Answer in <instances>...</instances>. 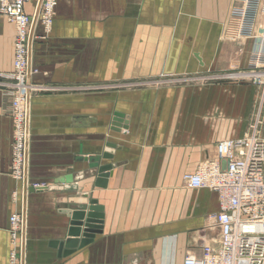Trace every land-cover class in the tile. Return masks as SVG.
I'll return each mask as SVG.
<instances>
[{
	"label": "crops",
	"instance_id": "crops-1",
	"mask_svg": "<svg viewBox=\"0 0 264 264\" xmlns=\"http://www.w3.org/2000/svg\"><path fill=\"white\" fill-rule=\"evenodd\" d=\"M37 4L30 0L27 13ZM242 5L58 0L51 31L39 20L35 29L23 180L11 167L16 28L0 16V264H10L15 247L14 213L25 215V264H183L219 239L208 221L220 209L217 193L187 187L184 176L215 158L220 141L254 125L264 135L262 85L203 79L248 70L264 51V13L242 34ZM53 85L98 88L43 89ZM105 165L107 183L98 186ZM93 199L103 208L102 232L60 255L52 242L68 238L65 210L87 209Z\"/></svg>",
	"mask_w": 264,
	"mask_h": 264
},
{
	"label": "built area",
	"instance_id": "built-area-1",
	"mask_svg": "<svg viewBox=\"0 0 264 264\" xmlns=\"http://www.w3.org/2000/svg\"><path fill=\"white\" fill-rule=\"evenodd\" d=\"M29 1L0 0V15L8 17L16 28L14 67L10 73L13 80L10 86L13 96L10 111L14 124L11 167L13 175L19 180L24 178L27 159L28 97L35 88L28 83L29 40L33 21V16L26 11ZM237 1L243 4L242 34L249 35L257 14L264 13V0ZM57 4L58 0H43L39 22L46 33L52 29ZM225 78L248 79L253 84L264 86V51L253 58L248 70L203 77L204 81ZM159 81V78L131 81L116 87H138ZM85 88L98 87H43L45 90L66 91ZM256 131L255 127L251 136L220 141L215 158L203 160L195 172L184 176L187 187L217 193L220 209L210 214L208 221L211 227L219 229L220 237L214 244H205L201 256L187 254L183 264H264V137H258ZM22 224L21 214L11 215L10 231L15 247L11 252L10 264H20L21 261L19 239Z\"/></svg>",
	"mask_w": 264,
	"mask_h": 264
},
{
	"label": "water",
	"instance_id": "water-1",
	"mask_svg": "<svg viewBox=\"0 0 264 264\" xmlns=\"http://www.w3.org/2000/svg\"><path fill=\"white\" fill-rule=\"evenodd\" d=\"M43 0H38L37 8L33 16V21L30 30L29 40V68H28V83L30 82V76L32 73V47L35 35V29L38 24L39 15L41 11ZM30 96V93H29ZM29 104V97H28ZM98 157L91 158L92 166L98 165ZM111 166L105 165L98 168L97 185L105 186L107 183V177L109 176V169ZM33 188L27 186V191H31ZM65 212L71 217V224L68 230V238L65 241H54L52 245L59 248V254L67 255L74 251L77 247H83L90 243L97 233H101L103 229V208L97 202V200H91L87 209H66ZM22 255L21 264H25V241H26V221L23 214L22 224Z\"/></svg>",
	"mask_w": 264,
	"mask_h": 264
},
{
	"label": "rangeland",
	"instance_id": "rangeland-1",
	"mask_svg": "<svg viewBox=\"0 0 264 264\" xmlns=\"http://www.w3.org/2000/svg\"><path fill=\"white\" fill-rule=\"evenodd\" d=\"M0 16H2V17H5V18H7L8 19V17H6L5 15H0ZM12 22V21H11ZM15 40H16V38H15ZM14 48H15V44H14ZM244 80H248V79H241V81H244ZM264 89V86L263 87H260V89H259V94H262V90ZM11 105H12V103H11ZM257 125H254L253 126V129L251 130V132L250 133H248L247 135H245V136H243V137H248V136H251L252 134H253V131H254V128L256 127ZM256 129H257V127H256ZM257 132V131H256ZM257 136L258 137H261V138H263L264 137V135H262L261 133H260V131L259 132H257ZM242 137V138H243Z\"/></svg>",
	"mask_w": 264,
	"mask_h": 264
},
{
	"label": "bare ground",
	"instance_id": "bare-ground-1",
	"mask_svg": "<svg viewBox=\"0 0 264 264\" xmlns=\"http://www.w3.org/2000/svg\"><path fill=\"white\" fill-rule=\"evenodd\" d=\"M34 16V15H33Z\"/></svg>",
	"mask_w": 264,
	"mask_h": 264
}]
</instances>
